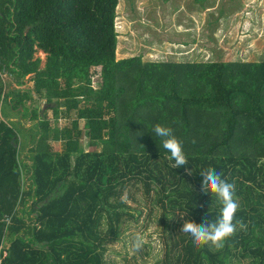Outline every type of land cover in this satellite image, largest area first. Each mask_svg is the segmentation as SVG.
Here are the masks:
<instances>
[{
	"label": "trees",
	"instance_id": "1",
	"mask_svg": "<svg viewBox=\"0 0 264 264\" xmlns=\"http://www.w3.org/2000/svg\"><path fill=\"white\" fill-rule=\"evenodd\" d=\"M118 1L0 0V241L9 243L3 263L105 264L120 226L143 212L125 204L123 189L142 183L146 194L155 188L163 231L174 235L165 242L166 263L234 264L242 255L264 264V61L116 58ZM36 48L46 53L43 66ZM92 66L99 67L97 88ZM29 73L33 86L24 90L19 85ZM34 98L44 99L55 119L70 121L51 127L32 109L39 128L24 159L23 129L1 113L4 101L26 112L24 101ZM156 124L173 129L192 175L172 167ZM209 167L235 185V218L247 225L220 250L194 248L169 222L176 215L197 224L205 215L216 219L219 202L200 191L199 173Z\"/></svg>",
	"mask_w": 264,
	"mask_h": 264
},
{
	"label": "rangeland",
	"instance_id": "2",
	"mask_svg": "<svg viewBox=\"0 0 264 264\" xmlns=\"http://www.w3.org/2000/svg\"><path fill=\"white\" fill-rule=\"evenodd\" d=\"M116 14V58L139 55L143 61L181 63L201 62L207 57L225 62L264 61V0H119ZM34 56L40 57V66H43L46 53L36 48ZM98 68L91 67L94 88L99 85ZM30 77L31 73L19 87L30 89L33 86ZM24 104L28 107L26 112L21 106L12 110L9 101H4L1 115L4 118L12 116L9 119L15 121L18 131L19 127L24 130L19 131L24 136L21 157L27 159L34 146L30 141L31 131L39 128L37 120L31 119L32 109L38 111L39 118H48L51 127L68 125L70 119L62 115L55 119L44 99L34 98ZM49 142L56 150L63 148L62 140L50 139ZM82 143L88 147L87 136L82 137ZM121 199L127 206L143 212L135 223L120 226L123 229L116 247L108 248L104 254L105 264H168L164 261L165 242L170 244L174 235L163 231L160 209L154 204L155 188L146 194L142 183H129ZM134 212L137 216L138 212ZM177 218L182 219L176 215L175 220L169 222L177 224L180 233L185 220L179 222ZM138 234L144 243L141 249L135 250L133 242ZM249 260L248 256L241 255L234 256L231 261L248 264Z\"/></svg>",
	"mask_w": 264,
	"mask_h": 264
},
{
	"label": "clouds",
	"instance_id": "3",
	"mask_svg": "<svg viewBox=\"0 0 264 264\" xmlns=\"http://www.w3.org/2000/svg\"><path fill=\"white\" fill-rule=\"evenodd\" d=\"M153 132L156 137L160 138L163 149L170 154L168 158L174 161L172 167L177 169L183 166L186 173L192 175L191 170L186 167L188 160L181 142L173 134V129L156 124ZM142 134L143 132L137 133V135ZM199 174L202 177L201 193L215 196L220 204V210L215 220L210 221L206 215L199 224L185 220L180 233L186 234L194 248L199 249L207 245L220 250L225 246V242L235 235L237 228L246 230L247 225L235 218L239 208L238 201L234 198L235 185L227 182L220 172L211 167ZM143 243V238L138 234L134 239L133 248L139 250Z\"/></svg>",
	"mask_w": 264,
	"mask_h": 264
},
{
	"label": "built area",
	"instance_id": "4",
	"mask_svg": "<svg viewBox=\"0 0 264 264\" xmlns=\"http://www.w3.org/2000/svg\"><path fill=\"white\" fill-rule=\"evenodd\" d=\"M6 224H9L12 221V215H8L5 217ZM8 246L9 243L6 239H1L0 241V264H9V263H3V260L8 254Z\"/></svg>",
	"mask_w": 264,
	"mask_h": 264
},
{
	"label": "crops",
	"instance_id": "5",
	"mask_svg": "<svg viewBox=\"0 0 264 264\" xmlns=\"http://www.w3.org/2000/svg\"><path fill=\"white\" fill-rule=\"evenodd\" d=\"M189 62H192V61H189ZM197 62H200V61H197ZM201 62H225V61L216 60V59H208L207 57L205 61H201Z\"/></svg>",
	"mask_w": 264,
	"mask_h": 264
}]
</instances>
